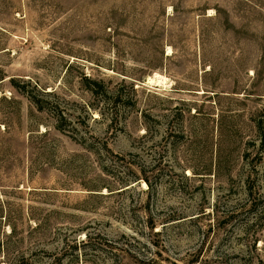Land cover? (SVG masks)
Masks as SVG:
<instances>
[{
  "label": "rangeland",
  "instance_id": "obj_1",
  "mask_svg": "<svg viewBox=\"0 0 264 264\" xmlns=\"http://www.w3.org/2000/svg\"><path fill=\"white\" fill-rule=\"evenodd\" d=\"M0 264H264V0H0Z\"/></svg>",
  "mask_w": 264,
  "mask_h": 264
},
{
  "label": "bare ground",
  "instance_id": "obj_2",
  "mask_svg": "<svg viewBox=\"0 0 264 264\" xmlns=\"http://www.w3.org/2000/svg\"><path fill=\"white\" fill-rule=\"evenodd\" d=\"M160 78V77H159ZM150 81H152V79H150Z\"/></svg>",
  "mask_w": 264,
  "mask_h": 264
}]
</instances>
